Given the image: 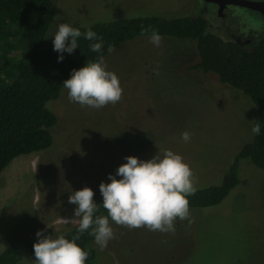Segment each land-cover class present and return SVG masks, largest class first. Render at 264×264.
<instances>
[{
    "label": "rangeland",
    "instance_id": "obj_1",
    "mask_svg": "<svg viewBox=\"0 0 264 264\" xmlns=\"http://www.w3.org/2000/svg\"><path fill=\"white\" fill-rule=\"evenodd\" d=\"M54 18L44 35L52 43L58 22L76 27L114 18L195 15L200 0H53ZM59 18V19H58ZM208 30L239 43L264 36L259 12L228 5ZM48 35V36H46ZM139 34L103 57L119 78V102L94 109L70 102L62 86L46 102L57 121L49 147L13 157L0 172V252L20 251L14 264H35L26 247L35 233L56 236L77 221L71 191L88 186L100 204L98 185L115 174L126 155L150 158L158 149L179 153L190 166L195 189L217 185L239 149L252 139L254 104L198 61L195 41L160 35L159 47ZM248 46V45H247ZM19 49L13 50L18 54ZM2 62V61H1ZM187 130L190 140L181 139ZM239 182L221 201L189 208L174 231L129 229L112 223L115 238L103 249L93 241L95 264H264V171L248 158L238 162Z\"/></svg>",
    "mask_w": 264,
    "mask_h": 264
},
{
    "label": "trees",
    "instance_id": "obj_2",
    "mask_svg": "<svg viewBox=\"0 0 264 264\" xmlns=\"http://www.w3.org/2000/svg\"><path fill=\"white\" fill-rule=\"evenodd\" d=\"M53 18V0H0V172L13 157L51 145L50 128L57 118L46 102L58 97L72 68L97 56L89 48L90 41L81 37L79 47L71 55L63 53V60L58 62L52 43L44 44L45 32ZM86 26L103 40V56L109 52L108 46L112 49L139 34L151 35L152 30L160 35L194 40L199 59L190 69L215 73L221 83L240 89L253 102V124L260 123L261 134L252 135L239 149L219 184L196 188L187 197L189 208L221 201L239 182L237 167L241 158H248L264 171V36L250 46L224 40L208 30L206 19L200 14L121 17ZM85 30L81 27V32ZM17 49L19 53L13 54ZM96 214H107L102 204H98ZM77 224L78 219L63 234L71 238ZM33 242L25 244L31 254ZM92 243L93 237L87 231L77 241L88 252L85 264H95L96 249ZM19 258L20 251L15 245L0 252V264H14Z\"/></svg>",
    "mask_w": 264,
    "mask_h": 264
},
{
    "label": "clouds",
    "instance_id": "obj_3",
    "mask_svg": "<svg viewBox=\"0 0 264 264\" xmlns=\"http://www.w3.org/2000/svg\"><path fill=\"white\" fill-rule=\"evenodd\" d=\"M81 27L86 30L81 32ZM49 35L52 36V48L58 53V62L63 60V53L71 55L79 47L81 37L90 41V50L97 53L95 59L72 68L68 78L63 80L70 102L99 109L120 101L119 78L107 68L102 55L104 42L91 27H76L61 21ZM161 39L159 32L152 30L150 43L159 47ZM106 50L110 52L111 46ZM251 133L261 134L260 123L252 125ZM181 139L188 142L190 133L183 131ZM192 176L190 166L171 149H158L148 159L126 155L115 174L108 173V181L102 180L98 185L102 196L100 204L107 214H96L98 204L93 200L90 187L71 191L67 199L75 205L73 217L79 218L76 233L67 238L64 234L53 236L37 230L32 244L35 264H85L88 252L77 244L80 235L87 231L94 243L103 249L115 238L112 223L129 229L146 227L150 231H174V222L189 215L187 197L195 191Z\"/></svg>",
    "mask_w": 264,
    "mask_h": 264
},
{
    "label": "flooded vegetation",
    "instance_id": "obj_4",
    "mask_svg": "<svg viewBox=\"0 0 264 264\" xmlns=\"http://www.w3.org/2000/svg\"><path fill=\"white\" fill-rule=\"evenodd\" d=\"M201 1V8H200V12L198 14L202 15L205 19L206 22L208 21V19L214 15L218 16V18H221L224 16V10L226 9V7H228V5H237V4H233V3H227V2H209V1H205V0H200ZM240 6V5H239ZM260 13V15L264 18V16L261 14L260 11H257ZM239 41V45H243V46H250L253 42V40H255V36L250 38H246V39H242L240 40L238 37H234ZM231 41V40H228ZM237 43V42H236Z\"/></svg>",
    "mask_w": 264,
    "mask_h": 264
},
{
    "label": "water",
    "instance_id": "obj_5",
    "mask_svg": "<svg viewBox=\"0 0 264 264\" xmlns=\"http://www.w3.org/2000/svg\"><path fill=\"white\" fill-rule=\"evenodd\" d=\"M209 2H227L233 3L240 6L247 7L249 9H253L256 11H260L261 14L264 16V0H205Z\"/></svg>",
    "mask_w": 264,
    "mask_h": 264
}]
</instances>
